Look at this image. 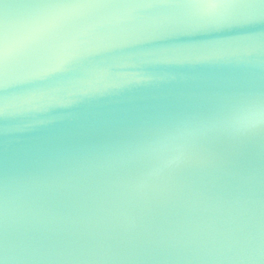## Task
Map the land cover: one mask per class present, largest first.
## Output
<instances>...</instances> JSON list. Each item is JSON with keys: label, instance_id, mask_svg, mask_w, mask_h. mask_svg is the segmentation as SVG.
Returning a JSON list of instances; mask_svg holds the SVG:
<instances>
[{"label": "water", "instance_id": "1", "mask_svg": "<svg viewBox=\"0 0 264 264\" xmlns=\"http://www.w3.org/2000/svg\"><path fill=\"white\" fill-rule=\"evenodd\" d=\"M51 5L40 0H0V23L28 24ZM163 24L144 47L86 55L55 78L19 70L8 89L15 112L0 117V177L11 190L10 224L32 247L53 244L88 220L112 219L123 208L134 214L143 202L126 189L130 174L147 166L132 156L143 135L173 121H189L222 107L234 94L264 90V10L221 19L187 21L141 13L124 20L82 17L70 32L95 43H119L122 33ZM151 46L186 50L190 62L156 66ZM201 56L212 57L198 62ZM147 73L148 85L109 86L122 74ZM102 82V83H98ZM101 90L97 91V88ZM199 150L198 145H193ZM258 158L259 142L255 145ZM180 200L143 210L140 223L200 239L213 218L207 204L223 201L217 227L236 234L259 223L252 191L239 176L196 170ZM203 193L199 208L186 204ZM158 196V194H156ZM162 213V215H161Z\"/></svg>", "mask_w": 264, "mask_h": 264}, {"label": "snow or ice", "instance_id": "2", "mask_svg": "<svg viewBox=\"0 0 264 264\" xmlns=\"http://www.w3.org/2000/svg\"><path fill=\"white\" fill-rule=\"evenodd\" d=\"M51 7L34 14L24 25L0 23V117L17 110L8 89L19 80V70L31 68L43 78H55L86 55L116 48L144 47L157 39L154 30L163 24L142 25L119 36V43L81 39L70 32L82 17L124 20L141 13L187 21L243 15L264 0H40ZM160 58L156 66L190 62L186 50L151 46ZM212 57L201 56L198 62ZM147 73L122 74L109 86H143L152 82ZM102 83V82H98ZM97 91L101 88H97ZM0 134H5L0 129ZM259 142L257 158L255 145ZM198 145L199 150H194ZM132 158L148 164L130 174L126 189L132 200L151 211L171 200H180L186 177L196 170L212 169L240 177L255 196L259 214L254 231L236 234L217 227L224 214L223 201L207 204L213 218L200 239L140 223L143 210L134 214L123 208L111 216L88 220L73 227L47 247L29 245L17 237L10 224L11 188L6 173L0 177V264H264V90L234 94L222 107L202 118L173 121L139 139ZM158 194V196L156 195ZM186 204L199 208L203 193H191ZM162 215V213H161Z\"/></svg>", "mask_w": 264, "mask_h": 264}]
</instances>
